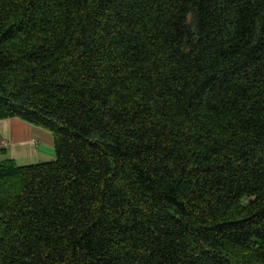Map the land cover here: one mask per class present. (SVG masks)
Returning <instances> with one entry per match:
<instances>
[{"label": "trees", "instance_id": "trees-1", "mask_svg": "<svg viewBox=\"0 0 264 264\" xmlns=\"http://www.w3.org/2000/svg\"><path fill=\"white\" fill-rule=\"evenodd\" d=\"M0 264H264V0H0Z\"/></svg>", "mask_w": 264, "mask_h": 264}, {"label": "crops", "instance_id": "crops-1", "mask_svg": "<svg viewBox=\"0 0 264 264\" xmlns=\"http://www.w3.org/2000/svg\"><path fill=\"white\" fill-rule=\"evenodd\" d=\"M53 135L19 117L0 119V159L14 158L20 165L53 160Z\"/></svg>", "mask_w": 264, "mask_h": 264}, {"label": "rangeland", "instance_id": "rangeland-1", "mask_svg": "<svg viewBox=\"0 0 264 264\" xmlns=\"http://www.w3.org/2000/svg\"><path fill=\"white\" fill-rule=\"evenodd\" d=\"M19 164V163H18Z\"/></svg>", "mask_w": 264, "mask_h": 264}]
</instances>
